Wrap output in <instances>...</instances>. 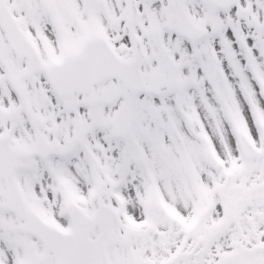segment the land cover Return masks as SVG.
Here are the masks:
<instances>
[{"label": "snow or ice", "instance_id": "6c2138e0", "mask_svg": "<svg viewBox=\"0 0 264 264\" xmlns=\"http://www.w3.org/2000/svg\"><path fill=\"white\" fill-rule=\"evenodd\" d=\"M0 264H264V0H0Z\"/></svg>", "mask_w": 264, "mask_h": 264}]
</instances>
